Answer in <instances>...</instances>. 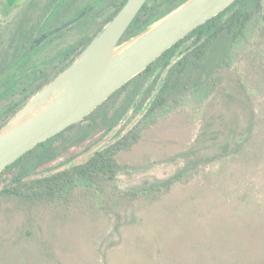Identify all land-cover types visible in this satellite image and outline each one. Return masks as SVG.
Wrapping results in <instances>:
<instances>
[{
    "label": "rangeland",
    "instance_id": "1",
    "mask_svg": "<svg viewBox=\"0 0 264 264\" xmlns=\"http://www.w3.org/2000/svg\"><path fill=\"white\" fill-rule=\"evenodd\" d=\"M257 42L230 67L219 65L225 41L215 42L200 76H217L214 91L201 106L183 105L143 131L117 155L122 168L113 180L66 200L0 194V264H264V41L257 35ZM166 70L145 79L133 103L144 110L155 94L145 92ZM134 84L103 106L107 115ZM133 106L108 135L95 123L79 140L87 118L66 131L49 166L70 157L68 165L79 163L109 144L142 114ZM188 167L194 174L186 183L140 193Z\"/></svg>",
    "mask_w": 264,
    "mask_h": 264
},
{
    "label": "trees",
    "instance_id": "2",
    "mask_svg": "<svg viewBox=\"0 0 264 264\" xmlns=\"http://www.w3.org/2000/svg\"><path fill=\"white\" fill-rule=\"evenodd\" d=\"M172 1L164 0L165 14L175 9L171 5ZM134 26L135 24H131L127 28L124 34L125 38H129L128 36L135 32ZM257 35L261 41H264L263 0H235L225 10L207 20L168 48L146 69L133 77L128 84H125L123 88H126L133 81L136 83L131 90V94L121 101L112 115L109 116L100 112L89 114L86 118L90 119V124L86 125L84 130L80 132L78 139H85L95 127V123L101 124L104 129V136L108 135L119 124L120 120L127 115L132 104L134 105V112L142 111L144 108L142 101L133 102L136 96L140 94L143 81L148 79L156 70L160 72L162 69L167 68L161 83L155 84V81L152 82V85L145 92L150 94L155 91V94L129 129L121 135L118 131L109 144L96 149L79 163H71L65 167L60 164L54 165L52 166L54 170L49 175L25 183L19 181L17 189L21 197L31 201L66 200L76 189H94L98 187V180H113L122 168L117 160V155L122 151H129L138 143L143 131L183 105L194 103L196 106H201L214 91L217 85V76L210 75V71L206 70V77L203 80L200 78L201 72L206 68V59L210 47L215 42L225 41L219 65L220 67H230L240 59L242 52L249 45L258 43ZM188 39H192V41L188 48H185L184 54L169 65L172 57ZM138 78L142 79L138 80ZM107 103L108 101H105L101 106L103 107ZM55 154L56 148L54 147L51 149V157L54 158ZM71 159L72 157L68 161L70 162ZM38 164L39 160L33 161L29 168L33 169ZM193 174V167L185 168L169 178L161 180L149 189H142L140 193L152 195L161 190L169 191L173 184L186 183ZM137 195L138 192H135L134 196Z\"/></svg>",
    "mask_w": 264,
    "mask_h": 264
},
{
    "label": "flooded vegetation",
    "instance_id": "3",
    "mask_svg": "<svg viewBox=\"0 0 264 264\" xmlns=\"http://www.w3.org/2000/svg\"><path fill=\"white\" fill-rule=\"evenodd\" d=\"M126 1L0 0V129L38 89L70 65ZM184 1L173 0L171 5L176 8ZM164 8V0H145L129 26L135 24L136 32L144 29L165 14ZM123 36L120 42L127 39ZM123 89H117L89 114H107L101 105L112 101L110 97ZM86 117L7 165L0 172V194L21 197L19 181L25 183L51 174L54 169L49 164L57 160L64 141L61 137ZM54 147L56 154L52 158ZM37 160L39 164L30 169ZM58 164L66 166L68 160L55 165Z\"/></svg>",
    "mask_w": 264,
    "mask_h": 264
},
{
    "label": "water",
    "instance_id": "4",
    "mask_svg": "<svg viewBox=\"0 0 264 264\" xmlns=\"http://www.w3.org/2000/svg\"><path fill=\"white\" fill-rule=\"evenodd\" d=\"M144 1L127 0L70 65L38 89L4 124L0 129V172L36 144L82 120L234 0H186L120 42Z\"/></svg>",
    "mask_w": 264,
    "mask_h": 264
}]
</instances>
